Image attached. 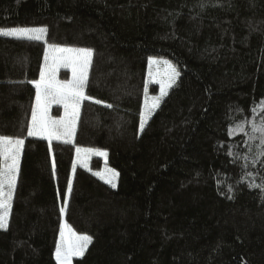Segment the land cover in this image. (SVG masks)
Instances as JSON below:
<instances>
[{
	"label": "trees",
	"instance_id": "trees-1",
	"mask_svg": "<svg viewBox=\"0 0 264 264\" xmlns=\"http://www.w3.org/2000/svg\"><path fill=\"white\" fill-rule=\"evenodd\" d=\"M12 27L47 34L0 35V136L24 141L0 264H57L62 223L92 238L72 264H264V0H0ZM46 45L93 52L69 143L28 136ZM150 56L179 76L141 130Z\"/></svg>",
	"mask_w": 264,
	"mask_h": 264
},
{
	"label": "snow or ice",
	"instance_id": "snow-or-ice-1",
	"mask_svg": "<svg viewBox=\"0 0 264 264\" xmlns=\"http://www.w3.org/2000/svg\"><path fill=\"white\" fill-rule=\"evenodd\" d=\"M47 34V28H13L10 30H0V35L15 37L17 39H25L29 41H41ZM54 55L52 57V65L47 63L42 67L40 72V80L33 82L36 88V105L32 110V121L28 127L29 136H43L49 140L63 139L65 143L72 141L76 130V122L79 116L81 102L91 99L85 94V86L88 80L89 67L92 62L93 52L87 48H67L49 45ZM48 49H46L45 61L49 59ZM160 61L149 59V75H152L151 65L158 64ZM167 65L168 81H159L161 87V96L167 95V89L175 83V78L179 76L171 64L164 61ZM60 66H71L73 78L71 81L60 83L55 80V70ZM63 103L65 108V116L60 120H51L47 117V107L50 101ZM96 103H101L97 100ZM158 100L154 102L153 107L158 104ZM264 103V102H262ZM111 107V105H107ZM261 111L264 112V107ZM255 111V109H253ZM146 117L141 114V130L144 126ZM243 127H239V131H243ZM230 130V134H231ZM253 131L261 133V142L264 143V123L253 125ZM24 141L22 139L0 136V228H6L8 224V215L11 209V199L13 190L16 185L19 156ZM77 154L86 152L92 153L93 149H76ZM97 155L105 156L104 152H96ZM99 175V173H97ZM115 175V173L113 174ZM106 183H112L106 180ZM7 185V193L4 187ZM112 187L115 184L112 183ZM72 191V182L69 181L68 193ZM68 199L65 196L64 204L67 205ZM61 214L65 212V208H61ZM67 233V236H66ZM88 235H77L67 224H61L60 240L55 250V259L57 264H70L73 256L82 255L87 245L91 242Z\"/></svg>",
	"mask_w": 264,
	"mask_h": 264
},
{
	"label": "rangeland",
	"instance_id": "rangeland-1",
	"mask_svg": "<svg viewBox=\"0 0 264 264\" xmlns=\"http://www.w3.org/2000/svg\"><path fill=\"white\" fill-rule=\"evenodd\" d=\"M13 28H39V27H12V28H2L0 30H10V29H13ZM8 37H10V36H8ZM48 46L49 45L45 46V51H44V56H43L44 60H42L43 61V63H42L43 67L45 66L46 63L49 66H51L52 65V57L54 55H60L58 53H53L50 49H48ZM58 47L79 48V47H75V46H72V47H70V46H58ZM46 49H48V56H49V59L47 61H45ZM150 58L155 59L157 61H160V63H158V64L151 65V72H152L151 76L149 75V70H150L149 59ZM92 60H93V56H92ZM164 61H167L168 64H171L172 67H174L176 69V71L179 72V70L175 66V64L172 63L170 60H168L166 58L157 57V56H150L148 58L146 86L148 87V86L153 85V84L157 85V92L154 93V94H149V93L145 94V97H144V100H143V106H142V113L146 117L144 123L146 122V120L149 117V115L157 108V106L160 104V102L166 96V95L161 96V87H160V83H159V81H161V80L164 81V82L168 81V75L169 74L167 72V65L164 63ZM72 78H73V74H72L71 66H60V67L56 68V70H55V80L56 81H58L60 83H64L66 81H71ZM177 78H178V76L175 78V82H176ZM39 80H40V77L36 81H39ZM169 88L167 89V93H168ZM157 100L159 101L158 104L155 107H153L154 102H156ZM35 102H36V100H35ZM54 107H55V109L59 110V114L58 115L54 114V112H53V108ZM64 116H65V108H64L63 103H57L54 100L50 101L49 104H48V107H47V117L50 118L51 120H60ZM31 121H32V119H31ZM31 121H30V124H31ZM140 125H141V120H140ZM140 129H141V127H140ZM37 136H39V135H37ZM37 136H31V137H37ZM46 140L49 142V140L47 138H46ZM55 140H63V139H55ZM77 148H80V149H93L94 151L92 153H86V152L82 151L78 155L77 151H76ZM96 152H104V153H106L104 150H100V149H96V148L76 147L75 148V157H74V161H73V166H81L83 168H88L92 158H100L102 160L101 167H100V169L98 171H94V174L97 177H99L100 179H102L103 181L111 180L112 183H114L116 185L117 177H118L117 176V171L115 169H113L107 163V154L105 156H101V155H97ZM20 154H21V151H20ZM18 167H19V165H18ZM97 173H99V175H97ZM114 173H115V175H113ZM112 183H109V184L112 185ZM4 191L7 193V191H8L7 185H5ZM76 234L77 235H83V234H78V233H76ZM66 236H67V233H66ZM59 240H60V233H59V237H58V242H59ZM54 256H55V252H54ZM73 257H75V256H73ZM73 257L70 260V264H72Z\"/></svg>",
	"mask_w": 264,
	"mask_h": 264
},
{
	"label": "crops",
	"instance_id": "crops-1",
	"mask_svg": "<svg viewBox=\"0 0 264 264\" xmlns=\"http://www.w3.org/2000/svg\"><path fill=\"white\" fill-rule=\"evenodd\" d=\"M43 60H44V57H43ZM42 63H43V61H42ZM42 67H43V65H41V69H42ZM41 72V71H40ZM35 105H36V102H34V107H35ZM33 107V108H34ZM31 119H32V116H31ZM40 137H43V136H40ZM45 138V137H44Z\"/></svg>",
	"mask_w": 264,
	"mask_h": 264
},
{
	"label": "water",
	"instance_id": "water-1",
	"mask_svg": "<svg viewBox=\"0 0 264 264\" xmlns=\"http://www.w3.org/2000/svg\"><path fill=\"white\" fill-rule=\"evenodd\" d=\"M81 257V255H79V256H75V258H80Z\"/></svg>",
	"mask_w": 264,
	"mask_h": 264
}]
</instances>
